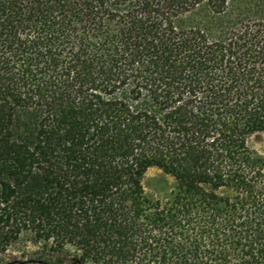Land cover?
Segmentation results:
<instances>
[{
  "label": "trees",
  "instance_id": "16d2710c",
  "mask_svg": "<svg viewBox=\"0 0 264 264\" xmlns=\"http://www.w3.org/2000/svg\"><path fill=\"white\" fill-rule=\"evenodd\" d=\"M257 134L264 0H0V264H264Z\"/></svg>",
  "mask_w": 264,
  "mask_h": 264
},
{
  "label": "rangeland",
  "instance_id": "374dc122",
  "mask_svg": "<svg viewBox=\"0 0 264 264\" xmlns=\"http://www.w3.org/2000/svg\"><path fill=\"white\" fill-rule=\"evenodd\" d=\"M248 146L251 150L264 155V134L253 135L248 140ZM145 192L148 196L156 199L157 197L163 198L168 195L174 185L172 178L165 176L162 171L156 168L149 169L144 177ZM37 249L33 244H20L12 248L9 252L14 257H24ZM74 250L67 247L65 255H72Z\"/></svg>",
  "mask_w": 264,
  "mask_h": 264
}]
</instances>
